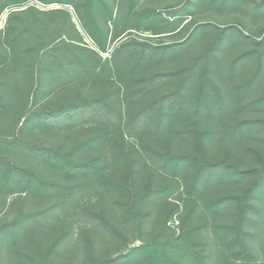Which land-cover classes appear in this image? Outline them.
<instances>
[{
    "label": "trees",
    "instance_id": "obj_1",
    "mask_svg": "<svg viewBox=\"0 0 264 264\" xmlns=\"http://www.w3.org/2000/svg\"><path fill=\"white\" fill-rule=\"evenodd\" d=\"M27 1L0 0V14L12 8L5 20L7 24L12 16L21 17L29 9H32L28 14L29 22L40 23L39 15L51 12H57L60 22L48 18L43 27L35 26L27 35L15 36L23 41L16 58L25 65L28 77L14 95L1 96L0 92V100L7 98L17 105V124L0 132V150L35 160L40 169H23L10 163L7 156L0 155V191L5 194L0 205H5L13 195L15 201L10 204L19 200L16 215L0 224V264H244V260H251L254 252L248 238L252 233L247 226L254 223L253 215L260 211L254 199L264 198V157L258 155L255 165L245 168L224 158L206 159L201 142L204 138L216 137L218 131L188 128L182 121L194 113L227 107L228 100L222 89L207 74L209 62H204L200 71L198 62L194 61L173 72L139 75L133 79L135 83L125 89L104 88L98 96H77L56 108L43 110L41 104L54 103L58 95L72 93L73 83L88 79L105 81L111 65L103 61L97 51L81 44L80 31L67 9L23 7ZM39 1L74 3V0ZM238 1L211 0L221 7L235 5ZM131 3L123 12V18L130 16L134 27L140 28L143 24L154 34L173 31L177 25L172 18L188 12L185 5L167 10V17L152 8L131 12ZM262 6V3L257 4L254 11ZM94 7L103 10L109 21L116 23L117 17L105 0H84L76 6L80 19L86 20L87 33L103 50L105 35L93 14ZM160 21L162 23L158 24ZM65 22L71 25L70 34L63 25ZM5 26L0 28V67L7 63L5 47L12 49L16 44L15 40H2ZM198 26L210 25L197 24L184 40L154 47L156 55L164 58L178 48L188 49L191 34ZM235 30L230 27L229 34ZM129 45L122 43L114 51L117 66L119 62L127 64L123 56H132ZM53 48L57 49L55 55L49 53ZM251 54L252 51H246L235 56L229 71L246 62ZM148 55L143 50L139 52L140 59L134 62L133 71L143 66L139 61H147ZM214 65L219 64L214 61ZM260 66L261 63L240 91L233 92L247 94L257 80ZM217 73H222L220 68ZM171 81L177 82L172 90L152 96L158 84ZM249 104L264 107V93ZM81 124H94L98 128L67 151L21 139L30 128L49 133ZM258 131L264 144V119H241L231 124L226 134L239 138ZM126 137L133 139L129 146L124 143ZM163 139L166 146L162 144ZM190 139L200 141L196 153H173L169 149L172 140ZM133 163L138 165L134 171L137 175L148 171L155 183L132 196L120 177ZM191 166H195L191 181L182 189L187 195V213L176 233L169 229L167 222L169 214L178 207L164 214L163 209L169 197L182 188L185 173ZM46 175L52 176L51 179ZM218 182L241 187L238 192L204 198L203 192ZM232 207L236 208L237 217L233 222L226 221L223 218ZM191 219L197 224L186 230L184 226ZM126 226L139 230L142 243L113 259L100 260L105 246L113 242L114 236L120 237V228Z\"/></svg>",
    "mask_w": 264,
    "mask_h": 264
},
{
    "label": "rangeland",
    "instance_id": "obj_2",
    "mask_svg": "<svg viewBox=\"0 0 264 264\" xmlns=\"http://www.w3.org/2000/svg\"><path fill=\"white\" fill-rule=\"evenodd\" d=\"M83 1L84 0H74V3L71 5H62L56 2L46 4L39 0H28L25 6H23L26 7L31 5L40 10H49L53 8L67 9L77 29L80 31L82 38L81 44L97 51L101 59L103 61H108L109 65H111L110 70H107V74L105 75L107 80L102 77L105 81L100 79L93 82L92 79H88L78 84L73 83L72 85L75 86L72 93H68L66 96L58 95L56 98L57 101L54 103L46 105L41 104L40 107L43 110L56 108L64 104V101H71L77 96L81 98L98 96L104 88L122 87L125 89V87L135 83L133 79L136 76L143 74L149 75L156 72H173L176 69L189 66L194 61L198 62L199 66L197 70L200 71L203 67V63L207 61V63L209 62L210 64L207 74L222 89L223 96L228 100L227 107L221 110L214 108L210 112L194 113L187 119L183 118L182 121L185 122V127L197 130L213 129L218 131L216 137L204 138L201 142L205 150L206 159L224 158L240 168H245L255 165L258 155L264 157V144L259 139L261 132L258 131L256 133L246 134L239 138H230L226 134L228 127L241 119H264V107L252 106L249 104L250 101L264 93V0H240L235 5H227L225 7H221L217 3H212L211 0H105L113 15L117 17V22L114 23L106 19V14L99 7L93 8V14L96 16L105 35V49L103 50L98 48L89 33H87L84 27L86 20L82 18V21L80 19L81 17L76 6H79ZM129 2H132L131 12L152 8L160 11L167 17V10L182 5L187 7L188 12L179 18H172L177 25L173 31L154 34L150 30H146L143 24L140 28L134 27L131 23L132 20L130 16L123 18V12L127 9ZM260 3H262L263 6L259 11H254V8ZM11 9L12 8L9 7L0 14V28L6 25L1 32V35H3L2 40L6 42L16 41L14 48L10 49L5 47L4 49L8 59L7 63L0 67L1 96L7 94L8 96L14 95L16 89L21 87V84H23L28 77V72H26L24 68L25 65L20 64L18 61L19 59L16 58L17 52L20 49L19 45L23 41L19 36H15L27 35L35 26L43 27L44 22L48 18L55 19L56 21L59 19L57 12H51L49 14H40V23L29 22L28 14L32 13V9H29L21 17L12 16L9 24H7L5 20ZM160 23H162V21L158 22V24ZM203 23H208L210 26H198L192 32L191 35L193 36L188 49L181 51L178 48L175 52L173 51L166 54L164 58H160L156 55L154 47L180 42L189 36L195 25ZM63 25L70 34V23L65 22ZM230 27L236 29L231 32V34H229ZM54 33L55 31L53 34ZM64 34L68 35L67 33ZM122 43L130 44V49L128 50L132 53V56H123L127 64L124 66V64L119 62L117 66L113 60V53ZM141 50L149 54V58L147 61L141 59L139 62L143 66L133 71L134 62L140 59L139 52ZM56 51L57 49L53 48L49 53L55 55ZM246 51H252L251 57L246 62L236 65L229 71L231 60L238 54ZM214 61L218 62L219 65L215 66ZM260 63V71L252 89L247 94L234 93L233 91H240L242 89L243 84L253 76ZM219 68L222 72L220 74L217 73ZM39 75L41 76L40 73ZM124 80L126 82H124ZM175 85H177V82L174 81L160 83L153 91L152 96L156 97L160 94L167 93L172 90ZM12 108L13 111L11 110L12 112H10L9 109ZM16 110L17 105L12 103V101L8 102L7 98L0 100V132L5 131L9 127L13 128L17 124ZM177 123L179 124L178 121ZM97 128L94 124H81L71 128H58L48 133L34 127L25 131L21 136L22 138H20L22 140L32 141L40 146L67 151L77 141L96 132ZM131 142L133 143L131 137H126L124 140L126 146H129ZM162 144L166 146L167 142L165 139L162 140ZM199 144L200 141L198 139H190L188 141L172 140L169 149L173 153H196L199 149ZM1 154L7 156L10 163L17 164L23 169L40 170L38 169L37 161L28 160L25 156H22V154L0 150V155ZM194 168L195 166H191L187 169L185 178L182 181V188H180L179 192L173 193L169 197L163 209L164 214L178 207V210L169 214L167 222L169 229L174 230L176 233L181 229L182 220L187 213V211H185L187 195L182 189L186 184L190 183ZM136 169H138V165L133 163L120 177L128 189L130 188L132 196L133 194L142 193L147 185L155 183L150 172L145 171L143 174L140 173L137 175L134 172ZM46 177L51 179L52 176L46 175ZM240 187L241 185L237 184L218 182L205 190L203 195H201L204 198L216 197L225 193L238 192ZM4 195L5 194L0 191V204L2 203L1 200ZM15 197V195L10 196L5 205H0V224L11 220L16 215V206L19 200L13 202L14 204L9 203L14 200ZM254 200L260 209V213H255L253 215L255 218L254 223L247 226L248 231L252 233L248 240L251 250L254 252V256L251 260H244V264H264V254L262 253V248L264 247V198H255ZM236 214V208L232 207L223 219L233 222L237 217ZM196 224L197 221L191 219L187 221L184 228L186 230L193 229ZM113 225L116 227L118 226L114 220ZM59 230H57V232H59ZM120 232V237L114 236V238H112L114 239L113 242L105 246L106 251L99 258L100 260L113 259L117 255L126 253L142 243V235H139V230H136L135 227L126 226L120 228ZM192 234L194 235V232H192ZM196 239L200 240V238ZM115 264L124 263L117 262Z\"/></svg>",
    "mask_w": 264,
    "mask_h": 264
}]
</instances>
